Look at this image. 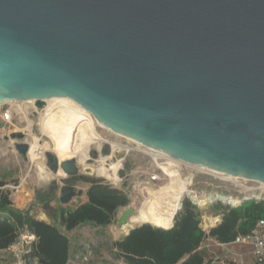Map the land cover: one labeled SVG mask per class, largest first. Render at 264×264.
<instances>
[{"label":"water","instance_id":"1","mask_svg":"<svg viewBox=\"0 0 264 264\" xmlns=\"http://www.w3.org/2000/svg\"><path fill=\"white\" fill-rule=\"evenodd\" d=\"M52 97L179 162L264 184V0H0V105ZM10 137L28 160L25 133ZM44 154L59 201L79 196L76 159Z\"/></svg>","mask_w":264,"mask_h":264},{"label":"rangeland","instance_id":"2","mask_svg":"<svg viewBox=\"0 0 264 264\" xmlns=\"http://www.w3.org/2000/svg\"><path fill=\"white\" fill-rule=\"evenodd\" d=\"M17 102L18 105L13 101L0 105V181L4 182L1 188L8 191L14 207L25 209L30 203L31 206H36L35 208L29 206L30 210H33L30 213L35 217L37 215L35 210L47 207L48 202L39 200L42 194L53 199L56 206L62 207L58 197L59 188L64 180L48 168L44 154L45 151L57 154L51 127L55 121L48 113L40 116V110L38 112L33 103ZM22 106L26 109V118L22 112L17 111L18 107ZM6 108L13 110L9 121L2 119V113ZM28 119L32 120L30 126L27 123ZM80 129L85 130L78 136L76 134ZM94 130L96 134L78 122L72 145L64 155L70 158L73 155L72 149L73 152L75 150L85 152L89 155L88 167L78 165L80 175L100 178L103 182L122 189L128 195L130 200L128 205L134 209L132 214L137 211L138 213L137 218H133L135 222L132 227L127 228L126 232L141 223H149L155 227L173 224V217L184 197H188L199 207L200 223L205 229L215 226L220 221V212L224 204L237 205L249 198L264 200V186L260 182L253 180L235 182L194 165L172 161L164 156L155 158L144 148L138 147L133 140L117 135L107 128L96 124ZM14 131L25 133L23 141L27 142L29 147L33 142L38 148L41 147L43 149L41 156L32 161L28 155V160L25 161L15 149V142L20 140L10 137V133ZM110 142L130 148L121 160V168L124 169L125 175L118 176L119 179L115 182L97 176L91 171V168L100 163L101 156L112 155L109 158L111 161L119 157L121 151L113 148ZM76 183L81 192L88 186L80 180ZM217 202H220L222 207L217 206ZM67 207L71 209L70 206ZM120 208L116 215L122 210ZM117 219L115 216L114 221L107 227L85 225L67 232L58 218L54 224L66 233L71 243L70 258L66 264H129L115 255L114 242L126 234L119 230ZM18 237L19 241H14L6 249H0V264H26L24 254L32 251L35 237L27 231H23ZM212 239L215 238H207L200 249L205 256L204 264H239V261L236 263L229 258L231 255L227 256L230 253L225 247L207 248L206 242H213ZM32 260L34 264H40L38 257H33Z\"/></svg>","mask_w":264,"mask_h":264},{"label":"trees","instance_id":"3","mask_svg":"<svg viewBox=\"0 0 264 264\" xmlns=\"http://www.w3.org/2000/svg\"><path fill=\"white\" fill-rule=\"evenodd\" d=\"M88 183L87 200L63 213L61 222L67 232L89 225L107 227L120 207L129 204L128 195L120 188L100 178L81 176ZM0 181V249L8 248L23 231L34 235L32 252L48 264H66L71 243L56 224L35 218L29 209L12 206L8 191ZM221 206L220 202L216 203ZM221 219L205 229L201 225L200 209L184 197L173 217V224L155 227L141 223L114 242L115 255L129 264H204L201 246L211 237L219 242L232 241L238 234L247 233L254 223L264 219V200L249 198L237 205L224 204Z\"/></svg>","mask_w":264,"mask_h":264},{"label":"bare ground","instance_id":"4","mask_svg":"<svg viewBox=\"0 0 264 264\" xmlns=\"http://www.w3.org/2000/svg\"><path fill=\"white\" fill-rule=\"evenodd\" d=\"M27 101L34 104V100H32V99L31 100H27ZM13 102L17 103V105L19 104L17 101H13ZM10 103H11V101H10ZM16 109H17V107H16ZM39 110L41 112L40 116H44V113L45 114L48 113V114H50V116L55 121L53 126H51L53 128V130H52V138L54 140L55 146L57 147V154H55V155L60 160L67 159L65 157L64 153L66 151H68L70 149L71 145H72V141H73L74 136H75V134H74L75 133V129L77 127L78 122L83 123L85 125V128L91 129V130L95 129L96 124L106 128L101 123H99L82 106H80L78 103H76L75 101H73L72 99H69L67 97H52V98L46 99L44 106L37 109L38 112H39ZM17 111L18 112H22L21 114H23V116L26 118V115H25L26 114V109H25L24 106L18 107ZM27 123H28V126L32 125V120L28 119ZM134 142H136V141H134ZM136 143H137L138 147L144 148L146 151L151 153L153 155V157H155V158L159 157V156H164V157H166V158H168V159H170L172 161H176L175 159H173L171 157H168L166 155H163L162 153L156 152V151H154V150H152L150 148H147V147L143 146L139 142H136ZM118 144L119 143L110 142V145L113 148H117V150L119 149V151L126 152V151H128L130 149L127 146H124V145L121 146V145H118ZM42 151H43V149H41V147L38 148L36 146V144L33 142L32 144H30V147H29V150H28V155H29L30 159H32V161H33L34 159H37V158H39L41 156ZM111 156L112 155L101 156L100 157V163L98 164V162H97V164H98L97 166H95L93 168L90 167V168H91V171L93 173H95V175L100 176V177H104V178H106L108 180H111L112 182H115V181H117L119 179L117 173H118V170L121 168V165H122L121 160H122V158L118 157L115 161H111L109 159ZM72 157H74L76 159L77 164L79 166L80 165L87 166L86 162H87L88 156L85 153L78 152L77 155H74ZM72 157H70V158H72ZM177 162H179V161H177ZM194 166L201 168V170L206 169V168H204L202 166H199V165H194ZM206 170L208 171V169H206ZM210 171L211 170H209L208 172H210ZM59 173L63 174L61 171H59ZM214 173H218V172H214ZM218 174H220V176L223 175L221 173H218ZM223 176H225V178H227V179H232L235 182H238L239 180L240 181L247 180V179H241V178L236 177V176L234 177V176H231V175H225L224 174ZM261 184L264 186L263 183H261ZM137 213H138V211L135 214H132L129 217V219H128V223L125 224V225L130 224L131 220L137 216Z\"/></svg>","mask_w":264,"mask_h":264},{"label":"crops","instance_id":"5","mask_svg":"<svg viewBox=\"0 0 264 264\" xmlns=\"http://www.w3.org/2000/svg\"><path fill=\"white\" fill-rule=\"evenodd\" d=\"M85 129H80L78 130L77 134L78 136H81V133L84 131ZM88 130V129H87ZM91 130V129H89ZM94 134H96L97 132L94 131V130H91ZM75 147V146H73ZM71 152L73 153V155H71L70 157L74 156V155H77L78 152H76V150L73 152V149L71 150ZM85 153V152H83ZM87 155V154H86ZM89 156V155H87ZM78 157V156H77ZM87 163V162H86ZM81 166V165H80ZM41 168V166H40ZM41 170V169H40ZM83 184H88L87 182L85 181H82ZM87 188L88 186H86L83 190V192H81V194L79 196H76V197H73L71 199L70 202L68 203H62L60 201V204L62 205V207H59V206H56L55 203H54V200L53 199H50L49 197L46 196V194H42L40 195V201L42 202H48L47 203V207H43L41 208L39 211H36L37 212V215H35V218L37 219H40V220H44L48 223H57V219L59 218L61 220V217L63 215V213L67 212L68 210L70 209H67L68 207L67 206H70L71 209H73L74 207H76L79 203H82V202H85L87 200V195H86V191H87ZM48 198V199H47ZM29 201V199H28ZM32 204H28V207L25 208V209H29L30 210V207H36V206H31ZM12 206L14 207V205L12 204ZM30 206V207H29ZM15 208H18V207H15ZM18 209H21V210H25V209H22V208H18ZM120 209L123 210V207H121ZM121 210V211H122ZM30 211H33V210H30ZM121 211L116 215V218L119 217V214L121 213ZM137 218V217H136ZM135 220V219H134ZM133 219L131 220L130 224L128 225H123L121 227H119V230L122 231L123 233L126 232L127 228L129 227H132L133 225ZM63 225V224H62ZM64 228V226H63ZM65 229V228H64ZM64 233V232H63ZM128 232H126L127 234ZM212 241H208L206 242L207 244L205 245L207 248L209 246H213L215 247V249H217V247L219 246L220 248H226L227 249V252H229L230 254H228L227 256L229 257V255H231L229 258L234 260V262L237 263V261H239L241 258L242 260L244 261V263H250L252 264L253 262V259H252V247L251 246H247V245H242V244H234V243H230L228 244L227 246H224L222 242H219L218 240L216 239H212ZM224 248V249H225Z\"/></svg>","mask_w":264,"mask_h":264},{"label":"built area","instance_id":"6","mask_svg":"<svg viewBox=\"0 0 264 264\" xmlns=\"http://www.w3.org/2000/svg\"><path fill=\"white\" fill-rule=\"evenodd\" d=\"M12 115L13 110L11 108H6L2 113V119L4 121H9ZM152 179H154V177H152ZM230 243L251 246L252 264H264V219L257 220L247 233L238 234L232 241L223 243V245L227 246ZM238 263L245 264L242 258Z\"/></svg>","mask_w":264,"mask_h":264}]
</instances>
